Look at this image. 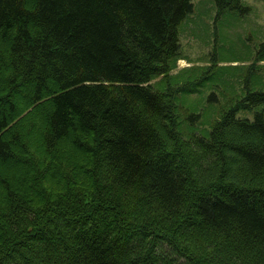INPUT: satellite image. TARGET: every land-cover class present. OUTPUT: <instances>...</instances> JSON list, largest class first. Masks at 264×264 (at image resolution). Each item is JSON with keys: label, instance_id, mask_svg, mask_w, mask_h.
Returning a JSON list of instances; mask_svg holds the SVG:
<instances>
[{"label": "trees", "instance_id": "1", "mask_svg": "<svg viewBox=\"0 0 264 264\" xmlns=\"http://www.w3.org/2000/svg\"><path fill=\"white\" fill-rule=\"evenodd\" d=\"M194 9L0 0V264H264V90L198 131L171 74Z\"/></svg>", "mask_w": 264, "mask_h": 264}, {"label": "rangeland", "instance_id": "2", "mask_svg": "<svg viewBox=\"0 0 264 264\" xmlns=\"http://www.w3.org/2000/svg\"><path fill=\"white\" fill-rule=\"evenodd\" d=\"M243 1L251 6L248 13L229 10L217 16L213 0H193L194 12L180 26L182 54L171 74L180 76V84L195 82L193 91L179 93L178 102L185 110L201 112V133L249 90H264V55L258 57L264 42V0ZM261 107L241 109L238 115L253 118ZM182 126L187 131V124Z\"/></svg>", "mask_w": 264, "mask_h": 264}]
</instances>
